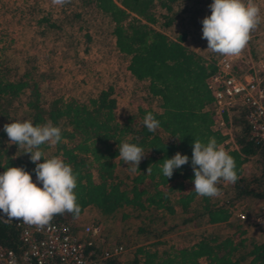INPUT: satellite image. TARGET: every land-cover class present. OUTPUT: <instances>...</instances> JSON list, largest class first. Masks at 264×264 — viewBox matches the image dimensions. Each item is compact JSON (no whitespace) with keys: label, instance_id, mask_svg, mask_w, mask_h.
<instances>
[{"label":"trees","instance_id":"16d2710c","mask_svg":"<svg viewBox=\"0 0 264 264\" xmlns=\"http://www.w3.org/2000/svg\"><path fill=\"white\" fill-rule=\"evenodd\" d=\"M156 1L80 0L83 5L92 4L112 23L115 48L127 56V69L143 83L147 94L158 98L159 110L151 105L138 106L136 112L122 122L116 117L117 100L111 86L84 99L57 95L45 100L29 70L10 78L0 67V113L7 118L24 105L25 120L37 125L51 121L62 129L63 141L53 146V156L60 155L78 173L76 192L81 212L86 206H94L102 215L113 216L123 209L122 219L143 212L151 222L161 216L160 210L172 213L175 203L186 210L196 195L193 188L184 184V181L193 184L194 180L191 166L194 139L207 143L214 137L218 144L224 139L223 134L212 128L213 95L206 84L214 65L183 44V34L174 39L155 26L159 20L154 11ZM158 1L166 9L160 22L161 26H166L174 19L172 5L177 0ZM148 112L161 123L155 132H149L143 125ZM238 124L237 147L226 151L236 162L239 179L229 183L231 194L227 201L210 202L208 197H202L201 214L206 215L209 223L228 220L234 201L239 198L264 196V145L248 138L244 122ZM3 129L0 128V174L8 167H23L35 174L36 164L31 162V154L19 150L18 145H11ZM124 141L141 146L147 155L137 172L120 175L118 165L123 161L118 158V144ZM46 148L48 145L43 146V150ZM177 152L187 155L189 163L167 179L161 165ZM250 158L254 159L256 170L244 174L242 165ZM149 167L151 171L147 172ZM174 191L177 198L173 201ZM73 219L72 214L65 213L56 215L53 221L71 222ZM149 229L148 225L138 227L139 231L151 232ZM163 231L165 229L159 234ZM0 242L19 248L13 224L0 221ZM136 252L135 264H140L137 254L143 264H264V240L249 237L237 222L231 224L228 231L215 226L189 246H170L159 254L156 249L138 245ZM101 264L123 263L107 258Z\"/></svg>","mask_w":264,"mask_h":264},{"label":"clouds","instance_id":"9594fccd","mask_svg":"<svg viewBox=\"0 0 264 264\" xmlns=\"http://www.w3.org/2000/svg\"><path fill=\"white\" fill-rule=\"evenodd\" d=\"M57 7H65L72 0H51ZM211 15L202 21V39L207 41L208 51L224 56L236 57L247 47L251 33L264 23V14L256 0H213L209 6ZM143 125L155 132L161 123L148 112ZM11 145H18L36 167V182L32 174L23 167H8L0 174V211L10 219L23 220L37 227L50 224L56 215L65 213L78 218L81 206L76 189L78 173L59 156L49 158L44 145L56 146L63 141L62 129L51 121L34 124L31 120H17L4 125L3 129ZM191 166L194 171L193 190L198 197L217 198L221 195V182L235 183L239 177L236 162L214 137L207 143L194 139ZM118 158L127 165L131 173L139 170L146 157L141 146L124 141L118 144ZM43 159V162H40ZM189 163V157L177 152L165 159L161 165L163 176L170 179L174 171ZM151 171V167L147 172ZM41 184L42 187L38 186Z\"/></svg>","mask_w":264,"mask_h":264},{"label":"rangeland","instance_id":"374dc122","mask_svg":"<svg viewBox=\"0 0 264 264\" xmlns=\"http://www.w3.org/2000/svg\"><path fill=\"white\" fill-rule=\"evenodd\" d=\"M182 2L183 1H179L173 4L178 9L182 7L183 8L182 13L185 12L184 15L188 17V19L189 18L192 19V16L189 15L188 13L191 10L190 8L194 6L195 9H199L201 7H198L199 5L195 3L198 2L200 3V5L202 3V1L200 2V0L197 1L187 0L188 4L186 3L187 4L186 7L189 8H186L183 7L185 3ZM88 3L87 5H83L82 2H80V0H72L71 4L61 8L54 6L51 0H0L1 70L10 78L19 77L25 70H29L30 73L34 76V80L37 81V87L42 92V98L45 100H50L52 97L55 96V94H60L61 92L58 93L51 92V91H56V89L54 86H53L54 89H52V85H50V81H49L50 76H52L53 78V76L57 77L58 74V77H60V79L63 77L68 78V76H70L71 74L70 71L76 70L77 67L76 64H74L75 60L71 61V59L69 60L71 61V63L70 62L61 63L57 61L54 62L52 58L51 60L52 64H51L48 63L49 61H44V58H40V53H42L43 51L45 52L46 50H43V48H41V45L39 43L43 39H45L43 36L54 35L52 33L47 32L46 29V27H49L48 24L54 23L55 24L54 27H56L55 29H57L58 32H60V35L58 36L55 35V37H52L53 40L63 39L61 37L67 32H62L63 31L62 29L71 30L72 28L74 32L71 31L70 33H68L67 35L69 36L67 37L65 36L66 39L64 38V40L67 41L71 40V44L73 46L77 45L80 48L87 47V49H89L87 53H80V57L75 58V59L81 58L83 60L81 62L84 63L83 68L85 69L83 70H89L87 66L91 65L94 67V70L97 72L102 71L101 69L104 67L106 68V66L114 67L115 71H120L121 73L124 72L126 70L127 56L117 51V49L113 45L114 36L111 34L112 23L109 22V20L105 15L97 12L92 4H88ZM174 10L176 11V8ZM154 11L157 15H159V20L155 22V26L160 27L159 26L160 22L161 20H163V17L161 15L163 12L166 13V9H164V7H162L160 5V2L157 0L154 6ZM43 18H45V20ZM27 28L30 29L29 36L32 38L36 37L39 42L38 44L33 45L29 43L28 45H25L24 42H21V39H23V34L25 33V30ZM85 34H88L90 37L88 41L86 39ZM71 36H73V38ZM49 50L50 49H48V51ZM69 50H73L70 53L78 52L77 50L71 48H69ZM251 55L255 60L264 58L263 55H259V53H255V52L253 53L252 50H251ZM67 65L70 66L69 70H67L68 67ZM122 80H125L124 83L126 85L128 84L130 91L127 92L129 98L123 96L122 100L120 101L121 102L120 111L118 113V117L120 121L123 122L127 115L129 114L131 115L132 113H135L139 104L141 105V103L143 102H145L147 106L150 105L156 106L157 102H159L158 98L156 97L151 98L147 94V92L143 90L144 89L143 83L141 81H136V79L133 77V75L130 73L129 70H127L126 75L124 73L122 74ZM79 97L85 98L86 96H79ZM122 102H126V104ZM25 114H26V107H24V105H22V107L19 108L17 112L10 114V116L7 118L0 113V128H3L4 125L7 124L8 122L25 120ZM53 150L54 147L52 146L46 148L44 151L48 157H53ZM254 168H256V164L254 162V159L250 158V160L247 162V165H245L243 168L244 173H249L250 170H253ZM118 172L120 175H123L124 173L130 174V171L127 170V168H125L124 162L118 165ZM33 181L36 182V176L33 178ZM38 186L42 187L41 184H38ZM221 190H223V192L225 193V194L223 193L224 196L225 195L230 196L231 191L228 183H226L225 188ZM244 198L250 200L248 201L247 199H245L242 201L243 204L245 203L247 205L257 201L256 199H252L251 197H244ZM201 200L202 199L198 198L195 201L196 203L194 202L197 207L198 204L201 203ZM90 213L93 214L94 217H97V221L100 222L99 224H101L104 233L106 230H108L109 232L108 234L111 235V232L113 230L111 228L114 227L113 226L109 227L108 225H106V222L108 221H104V219L100 215L101 212L98 210V208L91 206ZM130 218L127 219L126 217L127 220L125 222L129 223ZM133 221L134 223H131L129 228L126 227L129 230L128 234L130 237L129 239H127L128 241L127 240L125 241L131 244L143 242L144 239L142 238L145 235L147 236L148 235L147 233H149L150 236H155L154 238H156L158 237L156 233H159L162 229H168L167 227L161 228L158 227L159 225H156L157 227L153 226L151 232L139 231L137 230V226L139 224L136 223V219H134ZM72 222L73 221H71V223ZM85 222L94 223V220L91 219L81 220V222L78 223L79 225H77V228L74 227L76 230L78 229L77 232L81 233L82 228L84 226L83 224ZM148 222L150 223V221ZM235 222L240 223L242 225V227L246 230V235H248L249 237L254 239L263 238V231H264L263 225H254L247 222H240L237 219L235 220ZM154 224H157V222ZM147 225L150 226L149 224ZM217 226H219L221 231L230 230V226H225V225H217ZM213 228L214 227H210L209 230L212 231ZM123 229L121 230V232H123ZM169 233L172 234V232ZM260 235L262 237H259ZM103 236H105V243L108 242L110 244L112 242L113 239H110L107 235H103ZM125 241L121 240V242H125ZM108 243L106 245H108ZM127 245L129 247V244ZM165 245L169 247L172 246V237H169V242H167V244ZM169 247L166 248L168 249Z\"/></svg>","mask_w":264,"mask_h":264},{"label":"crops","instance_id":"0c3cea01","mask_svg":"<svg viewBox=\"0 0 264 264\" xmlns=\"http://www.w3.org/2000/svg\"><path fill=\"white\" fill-rule=\"evenodd\" d=\"M179 1H183L182 3H185L183 5V7H186V5L188 4L187 0H177L176 2H179ZM201 1H202L201 5L198 2L195 3V4L199 5L198 7H201V8L195 9L194 6L192 8H190L191 10L188 13H189V15L192 16V19H190V18L188 19V17H186L184 15L185 12L182 13V10H183L182 7L178 9L173 4L172 5V14H173L174 19L171 21L170 24H168L166 26H161V24L159 26L162 27L161 30H163L166 34H168L170 37H172L174 39L178 38L179 35L183 34L184 35V38L182 41L183 44H185L189 48L201 53L203 56H206V55H210V54H214V53L206 50L207 49V41L205 39H202V28H203L202 21L206 16L211 15V10H210L209 6L213 3V0H205V1L200 0V2ZM256 3L260 6V8L262 10V14H264V0H256ZM175 8H176V11L174 10ZM186 8H189V7H186ZM163 13H165V12H163ZM43 19L45 20V18H43ZM48 26L49 27H46L47 32L52 33L54 35L43 36L45 39H43L39 43L38 39L36 37H33L34 38L33 39L32 37L29 36L30 29L27 28L25 30V33L23 34V39H21V42H24L25 45H28L29 43L36 45L39 43L41 45V48H43V50H46L45 52L43 51L42 53H40V58H44V61H49L48 63H51V64H52V62H51L52 58H53L54 62L57 61V62H61V63H68V62L71 63L72 60H75L74 64H76L77 68H76V70L70 71V73L72 75L70 74V76H68V78L63 77L60 79V77H58V74H57V77L53 76V78H52V76L49 75L50 76V78H49L50 85H52V89H54L53 86L56 89V91H51V92L52 93L61 92L60 94H55V96H57V95H64V96L73 95L74 97H76L78 99H84V98H81L79 96H86L87 97V96L95 95L100 89L111 86L113 88V95L116 97V100H117L115 112H116V117L119 120L118 113L120 111V103H121L120 101L122 100L123 96L129 98V95L127 94V92L130 91L129 90L130 88L128 87V84L126 85L124 83L125 80H122V74L124 73L126 75V72L128 70L127 69L128 61L126 60V70L122 73L120 71H115V68L111 67V66H106V68L104 67L101 69L102 71L97 72L94 70L93 66L88 65L87 67L89 70H83V69H85V68H83L84 63H81L83 60L81 58L80 59H75V58H79L80 53H87V51L89 49H87V47L80 48L77 45L73 46L71 44V40L70 41L64 40L65 36L66 37L69 36V35H67L68 33H70L71 31L74 32L72 28H71V30L62 29L63 30L62 32H67L61 37L63 39L53 40L52 37H55V35H57V36L60 35V32H58V30L55 29L56 27H54L55 26L54 23H50V24H48ZM254 35H255V37H254ZM85 36H86V39L88 41L90 39L89 35L85 34ZM71 37L73 38V36H71ZM113 45H114V41H113ZM114 47H115V45H114ZM69 48L75 49L78 52L70 53L73 50H69ZM48 49H50V50L48 51ZM245 49L248 50L250 53L252 50L253 53L254 52L259 53V55H263V57H264V23H261L251 33V39H250V41H249V43ZM77 55H79V56H77ZM72 58H74V59H72ZM70 59H71V61H69ZM69 67L70 66L67 67V70H69ZM95 67H96V65H95ZM60 68H62V67H60ZM136 81H138V80H136ZM143 90L146 92L145 89H143ZM122 103L126 104V102H122ZM139 106L147 107L145 102L141 103V105L139 104ZM151 106L154 109H157V110L160 109V107L157 106V104H156V106L155 105H151ZM132 114H134V113H132ZM129 115H127L126 118ZM249 160L245 161L242 165V172L243 173H244L243 168L245 165H247V162ZM40 162H43V161H40ZM255 170H256V168H254L253 170H250V172L255 171ZM249 173H244V174H249ZM35 176H36V174H32V178H34ZM184 184L186 185L187 188H193L194 187L193 184H189V182H187V181H184ZM225 184L226 183L221 182V184L218 186L220 187V189H224ZM223 193L224 192L221 190V195L219 197L209 198V201L210 202H215L218 200L219 201H227L229 196H226V195L224 196L225 193L224 194ZM245 197H251L252 199H256L257 201L254 200L255 202L247 205L245 203L244 204L242 203V201L247 199V198H244V197L239 198V199L234 201V203H236V205L238 206L239 209L246 208V209L258 210L261 206L264 205V196H262V197L245 196ZM176 198H177V193L174 191V192H172V200L174 201ZM198 198L202 199V197H198L196 194L194 196L193 200L190 202V204L186 210H183L182 207L178 203L174 204V211L172 213L160 210L158 213L161 216L159 218H156L154 221H151L150 223L146 220L143 212L138 214V215H135V216L134 215L131 216L132 214L129 215L131 217V218L127 217V219L130 218L129 223L125 222L127 220L126 218H123V219L121 218V214L123 212V209L118 210L117 213H115L113 216H105V215L100 214L102 216V218L104 219V221H108V222H106V225H108L109 227L113 226L114 228H111V229H113L111 232V235L108 234L109 233L108 230H106L107 232L105 231V233L102 230V232H101L102 235L96 237L95 241H96V243H98L101 246H107L106 244L108 242L105 243V236H103V235H107L110 239H113L110 244L108 243V245H111L114 243H123L128 247L127 244H129V249L126 250L122 254L120 261L123 264H135L133 262V260H134L136 253H137L136 247L138 245H145L146 247L150 248L151 250L156 249L160 254V252L163 249H167L166 247H169V246L165 245V244H167V242H169V237H172V246L176 247V248H180L182 246L191 245L192 243L197 241L199 238H201L202 235L209 233L211 231V230H209L210 227H215L216 224L231 226V224L236 223L235 220L237 219V216L234 213V211L232 212V209H231L232 213L230 214L228 220L221 222V223H209L206 219L207 218L206 215L201 214V212L203 210V208H202L203 207L202 206L203 200H201V203L198 204V207L195 205V203H196L195 201ZM248 201H250V200H248ZM90 207L91 206H86L84 208V210L80 213L79 217L74 218L72 220L73 221L72 225L73 226L76 225L74 227L77 228V225H79L78 223L81 222V220H85V219L86 220L91 219V220H94V223H100L97 221V217H94L93 214L90 213ZM126 210H128V209L126 208ZM133 218L136 219V223L139 224L137 226V230H138V227L144 226L147 224L150 225V226H148V227H150V229H152L153 226L157 227L156 225H159L158 227H161V228L167 227L168 229H165V231H163L161 234L156 233L158 236L156 238H154L155 236H150V234L147 233L148 235L147 236L145 235L142 238V239H144L143 242H139L136 244L127 243L125 240L129 239L130 236L128 234L129 230L126 227L129 228L131 223H134ZM114 221H115V223H114ZM156 222H157V224H154ZM87 223H90V222H85L83 225H85ZM115 224H117L118 226ZM122 229H123V232H121ZM126 229H127V231H126ZM124 230H125V232H124ZM77 231H78V229H77ZM185 231H187V232H185ZM169 232H172V234ZM81 233H82V231H81ZM140 233H142V232H140ZM165 237H166V239H165ZM259 237H262V236L260 235ZM100 239H101V241H100ZM106 240H107V238H106ZM121 240L125 241V242H121ZM255 240H258V241L264 240V231H263V238H259V239H255ZM137 256L139 257L140 264H143L142 257L139 254H137Z\"/></svg>","mask_w":264,"mask_h":264},{"label":"built area","instance_id":"2783aa9c","mask_svg":"<svg viewBox=\"0 0 264 264\" xmlns=\"http://www.w3.org/2000/svg\"><path fill=\"white\" fill-rule=\"evenodd\" d=\"M204 57L214 65L206 84L213 95L212 128L224 136L219 145L225 150L237 147L238 122L247 126L250 140L264 145V59L255 60L246 49L236 57ZM231 209L239 221L264 226V205L253 210L239 209L234 203ZM0 221L15 226L20 243L14 249L0 242V264H101L107 258L120 260L129 249L123 243H96V237L102 235L99 223H87L79 233L70 221L52 220L37 227L10 219L2 211Z\"/></svg>","mask_w":264,"mask_h":264}]
</instances>
